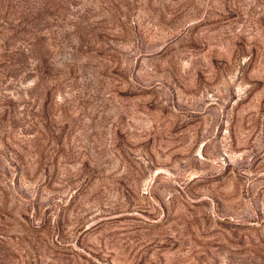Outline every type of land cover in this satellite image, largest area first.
I'll list each match as a JSON object with an SVG mask.
<instances>
[{"label": "rangeland", "instance_id": "rangeland-1", "mask_svg": "<svg viewBox=\"0 0 264 264\" xmlns=\"http://www.w3.org/2000/svg\"><path fill=\"white\" fill-rule=\"evenodd\" d=\"M0 264H264V0H0Z\"/></svg>", "mask_w": 264, "mask_h": 264}]
</instances>
